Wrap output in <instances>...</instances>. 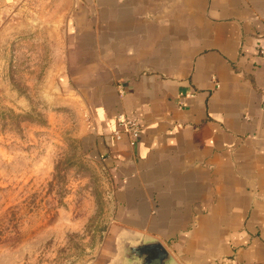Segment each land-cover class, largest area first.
I'll list each match as a JSON object with an SVG mask.
<instances>
[{"label":"crops","instance_id":"crops-1","mask_svg":"<svg viewBox=\"0 0 264 264\" xmlns=\"http://www.w3.org/2000/svg\"><path fill=\"white\" fill-rule=\"evenodd\" d=\"M48 1L115 186L96 264L127 236L175 264H264V0Z\"/></svg>","mask_w":264,"mask_h":264},{"label":"rangeland","instance_id":"rangeland-1","mask_svg":"<svg viewBox=\"0 0 264 264\" xmlns=\"http://www.w3.org/2000/svg\"><path fill=\"white\" fill-rule=\"evenodd\" d=\"M65 18L48 0L0 9V264H96L112 222Z\"/></svg>","mask_w":264,"mask_h":264},{"label":"water","instance_id":"water-1","mask_svg":"<svg viewBox=\"0 0 264 264\" xmlns=\"http://www.w3.org/2000/svg\"><path fill=\"white\" fill-rule=\"evenodd\" d=\"M110 264H175L164 246L148 237L119 238Z\"/></svg>","mask_w":264,"mask_h":264},{"label":"built area","instance_id":"built-area-1","mask_svg":"<svg viewBox=\"0 0 264 264\" xmlns=\"http://www.w3.org/2000/svg\"><path fill=\"white\" fill-rule=\"evenodd\" d=\"M261 54L264 56L263 50L261 51ZM117 120L119 126L121 127V130L115 131L114 136L116 137V139H120L121 133H124L128 136L129 144L133 145L140 133L139 122L137 120L129 119L121 115L117 117Z\"/></svg>","mask_w":264,"mask_h":264}]
</instances>
